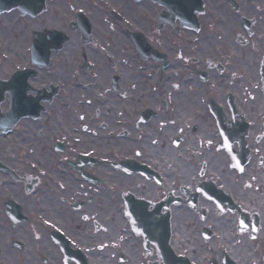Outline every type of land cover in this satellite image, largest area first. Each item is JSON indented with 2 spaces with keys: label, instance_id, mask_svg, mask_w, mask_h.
Instances as JSON below:
<instances>
[{
  "label": "flooded vegetation",
  "instance_id": "obj_1",
  "mask_svg": "<svg viewBox=\"0 0 264 264\" xmlns=\"http://www.w3.org/2000/svg\"><path fill=\"white\" fill-rule=\"evenodd\" d=\"M0 264H264V0H0Z\"/></svg>",
  "mask_w": 264,
  "mask_h": 264
}]
</instances>
